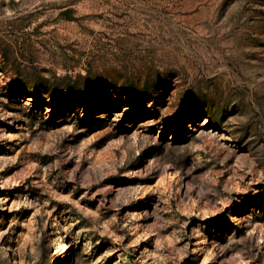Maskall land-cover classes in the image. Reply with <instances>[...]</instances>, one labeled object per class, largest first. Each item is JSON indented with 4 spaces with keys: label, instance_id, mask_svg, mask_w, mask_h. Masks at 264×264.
<instances>
[{
    "label": "rangeland",
    "instance_id": "374dc122",
    "mask_svg": "<svg viewBox=\"0 0 264 264\" xmlns=\"http://www.w3.org/2000/svg\"><path fill=\"white\" fill-rule=\"evenodd\" d=\"M0 264H264V0H0Z\"/></svg>",
    "mask_w": 264,
    "mask_h": 264
}]
</instances>
